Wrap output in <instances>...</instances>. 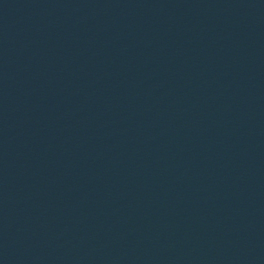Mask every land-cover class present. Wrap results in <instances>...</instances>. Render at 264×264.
<instances>
[{
	"label": "water",
	"instance_id": "obj_1",
	"mask_svg": "<svg viewBox=\"0 0 264 264\" xmlns=\"http://www.w3.org/2000/svg\"><path fill=\"white\" fill-rule=\"evenodd\" d=\"M0 264H264V0H0Z\"/></svg>",
	"mask_w": 264,
	"mask_h": 264
}]
</instances>
